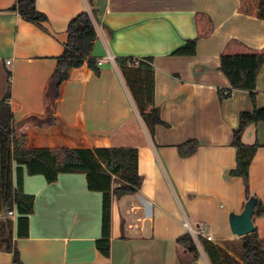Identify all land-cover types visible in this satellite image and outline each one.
Returning <instances> with one entry per match:
<instances>
[{"label": "crops", "instance_id": "1", "mask_svg": "<svg viewBox=\"0 0 264 264\" xmlns=\"http://www.w3.org/2000/svg\"><path fill=\"white\" fill-rule=\"evenodd\" d=\"M16 1L0 0V101L10 93L16 133L34 149L78 148L46 125L50 116L58 117L86 134L106 137L111 148L137 149L142 177L137 193L112 200L110 255L105 257L97 248L104 197L88 189L86 175L60 174L49 184L23 167V191L35 205L28 237H17L15 223L22 263L211 264L203 241L197 259L178 246L177 239L187 234L186 221L207 225L213 243L240 251L229 215L244 210L245 184L228 173L236 167L232 142L240 114L254 106L248 92L231 90L220 56L231 38L263 47L264 21L239 14V0H100L103 14L101 21L94 19L91 58L152 59L154 107L167 125L156 126L152 137L117 63L97 65L99 75L87 65L70 70L61 97H55L52 80L68 24L82 12L91 14L88 2L36 0L37 10L48 18L39 26L10 11ZM199 12L214 21L213 34L197 42L194 54L176 55L197 37L194 17ZM227 92L231 96L224 98ZM256 104L264 108V66L257 77ZM189 140H197L198 149L181 158L177 147ZM242 142L259 146L248 186L264 206V122L249 125ZM121 184L114 177L113 188ZM254 225L264 240V215L255 216ZM12 260L11 253L0 252V264Z\"/></svg>", "mask_w": 264, "mask_h": 264}, {"label": "trees", "instance_id": "2", "mask_svg": "<svg viewBox=\"0 0 264 264\" xmlns=\"http://www.w3.org/2000/svg\"><path fill=\"white\" fill-rule=\"evenodd\" d=\"M91 14L82 12L68 24V39L63 54L58 58V66L52 80L56 98L62 95L63 87L69 78V71L84 65L96 75L100 74L95 59L91 58L97 39L94 19L101 21L103 11L98 8L100 0H86ZM24 20L42 25L48 18L36 8V0H17L10 9ZM239 14L264 21V0H239ZM197 37L178 49L176 55H192L201 39L209 38L214 32V21L203 12L194 17ZM221 71L231 84V90H242L249 94L254 106L252 112H243L239 126L233 133L232 146L236 149V167L229 177L241 178L245 186L249 183L250 166L259 149L258 145H245L242 135L254 123L264 122V108L256 104L257 77L264 66V46L253 48L238 38H231L221 52ZM116 63L130 89L136 106L150 135L154 137L158 125H166L154 107V71L152 59L136 61L132 58H117ZM8 78H11L9 73ZM10 84V81H8ZM224 98L231 92L222 94ZM10 93L0 101V252L11 253L12 264H23L16 245L17 237L26 238L29 233V216L34 212V197L23 191L24 172L29 175H42L49 184L58 180L60 174L83 173L88 189L103 194V237L97 248L105 257L110 255L111 207L114 197L137 193L142 186L138 172V150L135 148H111L104 136L86 134L81 127L69 125L58 117H49L46 125L74 140L78 148H30L25 136H20L14 128V117L9 104ZM167 126V125H166ZM198 149L197 140H189L177 147L181 158L193 156ZM114 177L122 184L113 188ZM9 212H15L14 220ZM264 215V206L258 201L256 215ZM204 250L211 264H264V240L258 232L240 238V251L233 247L224 248L219 243L202 240ZM178 246L194 259L199 257V249L187 233L177 239ZM229 245V244H226ZM236 253L238 255H236Z\"/></svg>", "mask_w": 264, "mask_h": 264}, {"label": "water", "instance_id": "3", "mask_svg": "<svg viewBox=\"0 0 264 264\" xmlns=\"http://www.w3.org/2000/svg\"><path fill=\"white\" fill-rule=\"evenodd\" d=\"M245 199L246 203L244 210L240 214L232 212L229 215L231 232L238 238H242L257 231L254 225V217L256 215L258 199L251 195L248 185L245 186Z\"/></svg>", "mask_w": 264, "mask_h": 264}, {"label": "built area", "instance_id": "4", "mask_svg": "<svg viewBox=\"0 0 264 264\" xmlns=\"http://www.w3.org/2000/svg\"><path fill=\"white\" fill-rule=\"evenodd\" d=\"M98 66H103L105 64H115L116 58L111 54H106L102 58L96 61ZM11 62H7V65H10ZM225 95L227 93H224ZM10 217L15 216V212H9ZM184 227L187 230V233L193 238L197 245L201 243L202 240H207L209 242H215L214 238L207 233L208 226L200 225L195 228L190 225L187 221L184 223Z\"/></svg>", "mask_w": 264, "mask_h": 264}, {"label": "rangeland", "instance_id": "5", "mask_svg": "<svg viewBox=\"0 0 264 264\" xmlns=\"http://www.w3.org/2000/svg\"><path fill=\"white\" fill-rule=\"evenodd\" d=\"M192 226L195 228V225L192 224ZM210 231H212V230L209 229V232H210ZM233 236H234V235H233ZM236 237H237V236H236ZM236 255H238V254L236 253Z\"/></svg>", "mask_w": 264, "mask_h": 264}]
</instances>
